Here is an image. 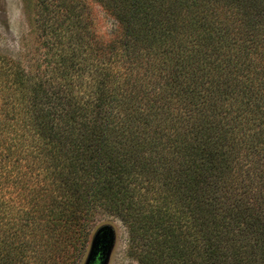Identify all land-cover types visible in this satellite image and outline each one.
<instances>
[{
  "label": "trees",
  "instance_id": "1",
  "mask_svg": "<svg viewBox=\"0 0 264 264\" xmlns=\"http://www.w3.org/2000/svg\"><path fill=\"white\" fill-rule=\"evenodd\" d=\"M96 1L122 26V42H90L81 0H37L45 59L30 66L0 54V264L11 263L14 245L35 258L22 264H76L105 217L129 229L142 264H264V204L232 202L240 156L223 122L235 129L261 114L249 98L264 75V60L255 70L247 64L256 41L241 46L231 26L217 36L219 20L184 0ZM260 3L228 0L225 16L255 35L257 21L249 23L264 18ZM158 26L182 51L193 34L212 38L193 45L195 59L232 35L229 51L216 49L220 84L192 73L183 81L177 62L151 105V94H128V79L110 68L121 59L137 65Z\"/></svg>",
  "mask_w": 264,
  "mask_h": 264
},
{
  "label": "rangeland",
  "instance_id": "2",
  "mask_svg": "<svg viewBox=\"0 0 264 264\" xmlns=\"http://www.w3.org/2000/svg\"><path fill=\"white\" fill-rule=\"evenodd\" d=\"M227 1L228 0H222L221 6H218L216 0H184V6H189L190 2L194 7L196 6L194 10L195 12L198 11L197 16H200L201 13V17L210 16L211 19L214 18L215 20L216 18L219 20L216 29L219 31H215L217 36L220 35L221 30L231 26L229 31L233 30V32H235L236 29V38L241 43V46H249L252 40L254 44L256 41L255 46L258 47V52H252L251 58L247 60V64H250L254 68L253 70H255L257 67L256 65L260 64L261 60H264V18L261 20L253 19L249 23V25H255V21H257L255 29L257 34H245L243 30L239 29L241 26H236V23L231 25L233 23L232 19L228 18L227 15L225 16L224 10L227 8ZM255 2L261 4L260 0H255ZM80 3L86 13V32L92 44L98 43L102 44L104 47H108V45L112 43L115 45L126 38L124 37L125 33L122 26L111 11L106 10L96 0H81ZM37 6V0H0V54L20 61L22 64H31L30 66L38 65L45 59V49L42 47V38L39 36L41 33L37 29ZM217 6L218 9L215 10ZM184 14L186 18L184 16V18L180 19V23H187L189 19V15H186V13ZM168 30L169 29L160 30L158 26V30L152 37L149 31L148 37L143 40V43H141V46L138 48L141 49L138 50L141 57L137 60V65L121 59L119 63H114L110 68L111 77L128 79V94H132V92L137 94V92L140 91V100L151 94L148 98L150 105L152 100L158 95L155 94L157 92L156 89H158V87H156L157 83L160 82L163 86L166 84L168 76L176 73L177 62H180L182 66L179 70H182L180 76H182L183 81H186V78L189 79L192 73V78H194L195 75H197V77L200 75L201 77V74H203V77H206L205 83L207 86H209L208 84L210 83L220 84L221 78L215 75L216 72H214L215 68L220 64L216 56L218 55L217 53H219L218 50L221 45L223 46L224 44V50L227 51L230 50L231 46L232 37L230 36L232 35L228 36L224 41L220 42V40H218V42H214L216 46L213 48L214 50L211 52L210 56L204 58V49L202 53L203 57L195 59L191 53V50L194 48L193 45H196V47L201 46L202 39L205 43H209V41L212 43V38L211 40L208 38V40H206L203 32L202 34H204V36H198V38L193 34L189 43L183 45L184 50L182 51L178 41L174 42L168 37ZM238 30H240V32ZM172 34L174 35L176 33L174 32ZM233 38L235 39V37ZM243 38L246 40L244 43ZM196 40L197 42L195 44L194 41ZM236 46L239 51L238 44ZM239 52L242 54L241 51ZM206 58L208 66L205 64ZM241 61L244 62L242 57L240 63ZM199 62L202 64H199ZM202 65L206 66L205 69H203ZM192 70H194V72ZM162 77H164V79H162ZM169 82L172 83V80ZM249 98H255V102H261L260 104L258 103L260 105L261 114H254L248 118H242L235 129L232 125L234 124L233 119L228 120L226 118V120H223L226 124L228 133L237 136L236 152L240 156L238 168L241 169V175H239L238 181L230 182V186L236 184L239 188L232 194V202L238 204L237 202H239V200L237 199V201L235 197H241L243 199L245 196L244 199L246 198V200L248 199L254 202L259 199L258 203L264 204V75L262 79H259V81L254 84V92H249ZM169 99L170 98H165V101H169ZM176 103H179V100H177ZM225 106L228 107L229 105L226 103ZM146 107L147 106H143V111H145ZM203 107L205 108V105ZM209 108L208 106V109ZM173 114L174 117H176V121L186 117L185 110H183L180 105H176ZM211 116L213 117V115ZM233 116L235 115H231L229 118H233ZM216 121L221 122V119ZM228 189L231 191V187ZM106 225L113 226L116 231V241L108 264H142L135 258V252L138 249L131 238L129 229H127L120 220L105 217V219L99 222L93 237L99 228ZM92 240L89 249L85 251V253L82 252L83 255H81L80 258L77 257L76 264H86L91 251ZM14 246L15 247L11 248L13 253L10 264H22L21 260L27 261L28 259L33 263L35 262V258H31V252L25 253L24 256L22 255L23 249L18 248L17 245ZM45 262L46 260H43L39 262V264H47Z\"/></svg>",
  "mask_w": 264,
  "mask_h": 264
},
{
  "label": "water",
  "instance_id": "3",
  "mask_svg": "<svg viewBox=\"0 0 264 264\" xmlns=\"http://www.w3.org/2000/svg\"><path fill=\"white\" fill-rule=\"evenodd\" d=\"M116 241V231L106 225L95 233L86 264H108Z\"/></svg>",
  "mask_w": 264,
  "mask_h": 264
}]
</instances>
